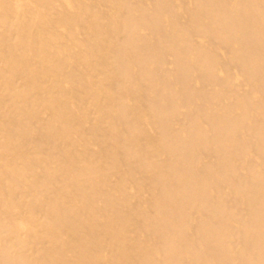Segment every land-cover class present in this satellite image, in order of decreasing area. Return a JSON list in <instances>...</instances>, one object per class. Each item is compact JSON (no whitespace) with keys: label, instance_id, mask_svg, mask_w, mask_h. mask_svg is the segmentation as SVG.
Here are the masks:
<instances>
[{"label":"bare ground","instance_id":"bare-ground-1","mask_svg":"<svg viewBox=\"0 0 264 264\" xmlns=\"http://www.w3.org/2000/svg\"><path fill=\"white\" fill-rule=\"evenodd\" d=\"M0 264H264V0H0Z\"/></svg>","mask_w":264,"mask_h":264}]
</instances>
